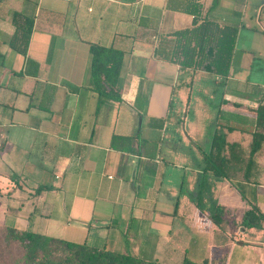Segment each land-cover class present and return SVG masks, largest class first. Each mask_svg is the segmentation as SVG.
<instances>
[{
    "label": "crops",
    "instance_id": "obj_1",
    "mask_svg": "<svg viewBox=\"0 0 264 264\" xmlns=\"http://www.w3.org/2000/svg\"><path fill=\"white\" fill-rule=\"evenodd\" d=\"M201 1L205 11L216 1L210 19L238 27L209 132L198 106L179 117L190 88L154 55L191 15L167 0H0V224L163 263L183 251L264 264V226L239 225L249 203L264 213V184L207 176L209 199L226 209L221 228L191 199L214 130L246 146L264 104V0ZM13 12L33 20L25 55L9 45ZM90 44L123 54L115 98L90 87ZM234 251L252 252L250 263Z\"/></svg>",
    "mask_w": 264,
    "mask_h": 264
},
{
    "label": "trees",
    "instance_id": "obj_2",
    "mask_svg": "<svg viewBox=\"0 0 264 264\" xmlns=\"http://www.w3.org/2000/svg\"><path fill=\"white\" fill-rule=\"evenodd\" d=\"M201 0H167V7L192 16L191 26L162 35L154 49L155 57L175 63L179 67L176 87L189 85L198 70H204L213 78H219L223 87L229 73L238 27L220 24L208 17ZM11 21L15 31L9 40L14 50L25 55L33 20L13 12ZM90 87L97 92L99 100L115 98L111 92L119 76L122 52L113 47L98 44L89 46ZM191 80L186 83V78ZM172 106V102L169 105ZM255 113L253 130L249 132L248 143L229 142L222 128L215 129L207 150L202 151V176L191 197L201 212H207L210 221L221 228L226 209L216 200L209 199L207 176L217 179L238 178L243 182L264 184V104L253 109ZM226 132L236 130L225 127ZM0 229L6 248L14 244L22 249V264H167L157 260H145L130 253H120L96 248L86 243H74L64 239L31 232L18 231L4 226ZM239 225L245 229H263L264 213L253 203L243 211ZM179 264H215L207 258L200 261L184 256Z\"/></svg>",
    "mask_w": 264,
    "mask_h": 264
},
{
    "label": "rangeland",
    "instance_id": "obj_3",
    "mask_svg": "<svg viewBox=\"0 0 264 264\" xmlns=\"http://www.w3.org/2000/svg\"><path fill=\"white\" fill-rule=\"evenodd\" d=\"M257 1L249 3L250 8L253 7L252 5H255ZM248 13V11H247ZM264 40V36H260V40ZM243 39L240 38L239 40V45L242 44ZM194 78L192 79L191 84H187L186 86L190 89H186L187 93V98L185 99V104L189 105L191 107L188 108L187 112H179V117L184 116L187 113V117H191L194 115L195 108H200L201 115L204 117L203 118V123L205 127L207 128L208 132L210 131L211 127L210 125L212 124V121H214V116H215V108L219 104V100L221 98L219 94V78H213L209 74H207L204 70H198L194 74ZM191 79H186L185 82L188 83ZM185 94V93H184ZM195 106V107H194ZM210 115L213 116L212 119L210 118ZM181 120V118H179ZM206 130V129H205ZM206 130V131H207ZM207 221L206 224L204 220H202L201 227L203 228V231L206 232V227H207ZM186 226V224H185ZM237 226V225H236ZM3 227L0 225V229ZM188 228V227H187ZM191 229L186 230L183 234V237L187 242L188 237L192 235ZM203 235V234H201ZM183 251L181 253H176L175 255L172 256L170 259H164L162 257H159L160 260H163L169 264H179L181 261V258L184 256ZM235 253V258H240V260H246L250 263V259L252 258V252L250 251H234ZM22 249L18 247L16 244L13 245L12 248L8 249L6 248V244L3 240V234L2 231L0 230V264H22ZM213 256H216L218 253L212 252L211 253ZM207 253H205L203 258H207ZM200 259L202 257H199ZM195 258V259H199ZM202 258V259H203ZM241 264H247L246 262H243Z\"/></svg>",
    "mask_w": 264,
    "mask_h": 264
}]
</instances>
